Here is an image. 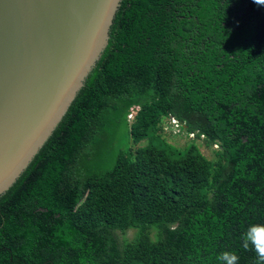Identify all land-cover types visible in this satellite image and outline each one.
I'll return each instance as SVG.
<instances>
[{
	"label": "trees",
	"instance_id": "16d2710c",
	"mask_svg": "<svg viewBox=\"0 0 264 264\" xmlns=\"http://www.w3.org/2000/svg\"><path fill=\"white\" fill-rule=\"evenodd\" d=\"M169 118L183 152L160 133ZM108 124L132 145L95 172ZM251 224H264V6L121 0L83 87L0 196V264H219L224 251L256 264L241 247Z\"/></svg>",
	"mask_w": 264,
	"mask_h": 264
},
{
	"label": "water",
	"instance_id": "95a60500",
	"mask_svg": "<svg viewBox=\"0 0 264 264\" xmlns=\"http://www.w3.org/2000/svg\"><path fill=\"white\" fill-rule=\"evenodd\" d=\"M120 3L0 0V196L83 87L107 45Z\"/></svg>",
	"mask_w": 264,
	"mask_h": 264
},
{
	"label": "rangeland",
	"instance_id": "374dc122",
	"mask_svg": "<svg viewBox=\"0 0 264 264\" xmlns=\"http://www.w3.org/2000/svg\"><path fill=\"white\" fill-rule=\"evenodd\" d=\"M108 123V122H107ZM166 120H163L161 127V134L165 141L169 143V148L176 147L182 152L190 141L185 138L183 133L176 134L175 129H170L164 125ZM116 124L105 125L101 130V133L96 137L93 144V149L89 154V167L95 172L103 173L111 169L115 163L117 154L119 151H124L132 142L127 137V130L124 125L115 127ZM146 142H141L139 146H144ZM199 151L209 160H213L214 148L205 147L203 141H196ZM92 166V168H91ZM134 232L129 231L125 236H119V239L127 238L131 239Z\"/></svg>",
	"mask_w": 264,
	"mask_h": 264
},
{
	"label": "clouds",
	"instance_id": "9594fccd",
	"mask_svg": "<svg viewBox=\"0 0 264 264\" xmlns=\"http://www.w3.org/2000/svg\"><path fill=\"white\" fill-rule=\"evenodd\" d=\"M264 6V0H254ZM241 247L244 251H254L256 264H264V224H251L241 236ZM239 255L234 251H224L217 256L219 264H239Z\"/></svg>",
	"mask_w": 264,
	"mask_h": 264
},
{
	"label": "built area",
	"instance_id": "2783aa9c",
	"mask_svg": "<svg viewBox=\"0 0 264 264\" xmlns=\"http://www.w3.org/2000/svg\"><path fill=\"white\" fill-rule=\"evenodd\" d=\"M137 111H138V107H134V108H131L129 110V113L127 115V120L129 122L133 120V118L135 117ZM164 125H166L165 127H169L170 129H175L176 134H178V132L180 131L179 122L177 120L173 119V118L166 119V123ZM190 137L192 138L193 135L191 134Z\"/></svg>",
	"mask_w": 264,
	"mask_h": 264
}]
</instances>
